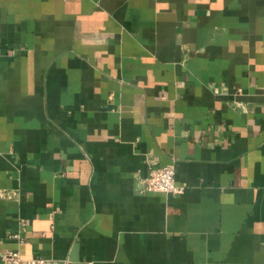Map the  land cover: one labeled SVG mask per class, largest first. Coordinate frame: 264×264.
I'll list each match as a JSON object with an SVG mask.
<instances>
[{
	"label": "crops",
	"instance_id": "0c3cea01",
	"mask_svg": "<svg viewBox=\"0 0 264 264\" xmlns=\"http://www.w3.org/2000/svg\"><path fill=\"white\" fill-rule=\"evenodd\" d=\"M170 163L183 191L142 192ZM9 250L264 264V0H0Z\"/></svg>",
	"mask_w": 264,
	"mask_h": 264
},
{
	"label": "built area",
	"instance_id": "2783aa9c",
	"mask_svg": "<svg viewBox=\"0 0 264 264\" xmlns=\"http://www.w3.org/2000/svg\"><path fill=\"white\" fill-rule=\"evenodd\" d=\"M142 192H160L170 194H180L183 186L175 183L174 164H166L149 171L148 175L141 179ZM18 238V235H12ZM0 264H47L43 257H31L23 259L17 250H9L0 254Z\"/></svg>",
	"mask_w": 264,
	"mask_h": 264
}]
</instances>
